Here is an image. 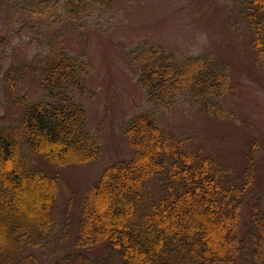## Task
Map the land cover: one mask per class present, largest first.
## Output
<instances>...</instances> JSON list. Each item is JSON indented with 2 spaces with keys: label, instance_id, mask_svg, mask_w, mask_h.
Instances as JSON below:
<instances>
[{
  "label": "trees",
  "instance_id": "1",
  "mask_svg": "<svg viewBox=\"0 0 264 264\" xmlns=\"http://www.w3.org/2000/svg\"><path fill=\"white\" fill-rule=\"evenodd\" d=\"M236 1L251 46L264 59V0ZM112 2L0 0V17L11 9L12 17H61L78 30L100 33L88 14ZM47 35L30 59L15 54L4 67L0 54V85L3 80L15 90L36 78L43 95L17 96L14 103L22 110L16 124L0 116V264H103L91 255L102 247L118 253L120 264H264V200L246 207L257 180L254 150L237 172L202 147L187 148L180 135L157 123L152 109H140L124 123L133 155L108 165L88 188L73 250L66 251L71 227L68 218L61 227L58 221L59 178L35 168L33 154L66 167L99 159L103 147L79 97L91 64L85 54L67 49L64 30L52 28ZM129 57L153 105H173L187 96L210 116L234 117L222 102L231 89L229 67L211 55H179L145 40ZM153 180L161 186L157 197Z\"/></svg>",
  "mask_w": 264,
  "mask_h": 264
},
{
  "label": "rangeland",
  "instance_id": "2",
  "mask_svg": "<svg viewBox=\"0 0 264 264\" xmlns=\"http://www.w3.org/2000/svg\"><path fill=\"white\" fill-rule=\"evenodd\" d=\"M11 11L6 10L0 17L4 67L15 54L30 59L44 46L52 28L64 30L67 49L76 55L85 54L91 64V72L85 77L86 91L79 97L103 155L66 167L56 166L39 154L32 158L35 168L59 178L58 221L61 227L68 218L71 227L66 251L73 250L81 203L88 188L108 165L132 157L134 150L124 136L123 125L140 109H152L157 123L180 135L187 148L202 147L204 153L237 172L245 169L254 150L257 180L246 207L251 200H264V59H258L251 46L252 33L238 1L113 0L110 6H95L88 14V22L96 24L100 33L90 27L78 30L61 17L34 21L23 13L12 17ZM145 40L179 55L209 54L226 64L231 89L222 102L234 117L210 116L187 96H181L173 105H153L137 80L139 69L129 57V52ZM23 92L30 100L43 97L36 78L26 79L15 90L1 80L0 116H5L7 124L20 121L22 109L14 101ZM151 187L157 197L161 192L159 181L153 180ZM27 251L40 254L35 248ZM91 255L103 264L121 261L118 253H109L104 247Z\"/></svg>",
  "mask_w": 264,
  "mask_h": 264
}]
</instances>
